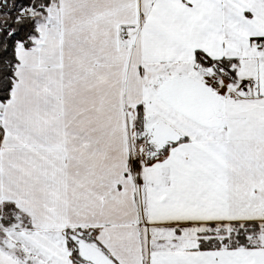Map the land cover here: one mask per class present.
Wrapping results in <instances>:
<instances>
[{"label": "snow or ice", "instance_id": "obj_1", "mask_svg": "<svg viewBox=\"0 0 264 264\" xmlns=\"http://www.w3.org/2000/svg\"><path fill=\"white\" fill-rule=\"evenodd\" d=\"M0 264H264V0H0Z\"/></svg>", "mask_w": 264, "mask_h": 264}]
</instances>
